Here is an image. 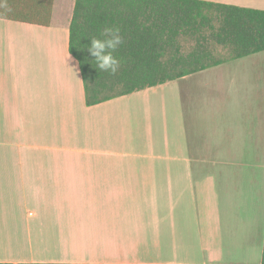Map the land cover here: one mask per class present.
Instances as JSON below:
<instances>
[{
	"label": "crops",
	"instance_id": "0c3cea01",
	"mask_svg": "<svg viewBox=\"0 0 264 264\" xmlns=\"http://www.w3.org/2000/svg\"><path fill=\"white\" fill-rule=\"evenodd\" d=\"M56 1L50 26L0 19V263L259 264L262 248L229 254L235 170L256 139L215 120L242 114L225 110L238 74L222 70L242 58L87 106L74 0Z\"/></svg>",
	"mask_w": 264,
	"mask_h": 264
},
{
	"label": "trees",
	"instance_id": "16d2710c",
	"mask_svg": "<svg viewBox=\"0 0 264 264\" xmlns=\"http://www.w3.org/2000/svg\"><path fill=\"white\" fill-rule=\"evenodd\" d=\"M53 5L8 0L0 19L50 26ZM106 26L118 27L124 40L113 53L120 61L114 75L97 69L87 51L88 38ZM182 41L194 44L184 51ZM214 45L227 48L228 57L215 58ZM262 51L264 10L207 0H74L69 23L68 52L78 63L87 106Z\"/></svg>",
	"mask_w": 264,
	"mask_h": 264
},
{
	"label": "rangeland",
	"instance_id": "374dc122",
	"mask_svg": "<svg viewBox=\"0 0 264 264\" xmlns=\"http://www.w3.org/2000/svg\"><path fill=\"white\" fill-rule=\"evenodd\" d=\"M62 1L65 5L70 3V0H57L58 6ZM193 44L194 42L182 41L184 51L190 50ZM213 55L215 58H227L229 50L214 45ZM223 67L222 70L226 75L231 70L238 74V87H235L237 93H235L237 95L236 104L230 105L229 102H226L225 110L236 113L239 109L242 114H220V116L216 114L215 120L224 117L227 122L235 119L244 127H250L251 125L249 130L251 129L256 139L252 146L257 148L252 149L250 145L242 147L240 154L244 165L236 168L235 183L238 186H243V191L236 189L232 194V206L238 218L237 221L235 220L232 223H235V240L240 246V251L229 250V254L244 258L246 257L247 247L250 245L255 249V253L258 248L261 252L264 239V51L242 57L239 62L223 65ZM201 80H197V82ZM195 87L197 88V86ZM198 89L201 91V87ZM226 94L228 98L229 94ZM237 103L238 108H234ZM214 115L211 114V117ZM245 137H248V135ZM227 153L230 155L229 150ZM246 162L251 164H246ZM228 174H232V172ZM227 177L231 178L229 175ZM256 180L260 185L259 193L253 192ZM228 182H231V180H228ZM251 186H253L252 192L245 191L247 187L248 190H251ZM240 209L242 214L239 213ZM239 216L242 221L239 220Z\"/></svg>",
	"mask_w": 264,
	"mask_h": 264
},
{
	"label": "clouds",
	"instance_id": "9594fccd",
	"mask_svg": "<svg viewBox=\"0 0 264 264\" xmlns=\"http://www.w3.org/2000/svg\"><path fill=\"white\" fill-rule=\"evenodd\" d=\"M0 8L9 9L8 0H0ZM90 43L87 51L95 62V67L102 72L116 74L120 67V61L113 53L124 42L120 29L115 26H106L100 35L88 38Z\"/></svg>",
	"mask_w": 264,
	"mask_h": 264
}]
</instances>
